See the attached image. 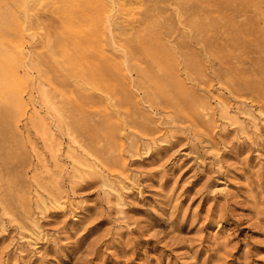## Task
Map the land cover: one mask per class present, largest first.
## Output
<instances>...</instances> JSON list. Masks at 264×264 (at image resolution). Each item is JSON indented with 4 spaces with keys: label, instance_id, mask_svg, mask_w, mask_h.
Here are the masks:
<instances>
[{
    "label": "rangeland",
    "instance_id": "374dc122",
    "mask_svg": "<svg viewBox=\"0 0 264 264\" xmlns=\"http://www.w3.org/2000/svg\"><path fill=\"white\" fill-rule=\"evenodd\" d=\"M122 1L0 0V264H264V0Z\"/></svg>",
    "mask_w": 264,
    "mask_h": 264
},
{
    "label": "bare ground",
    "instance_id": "6f19581e",
    "mask_svg": "<svg viewBox=\"0 0 264 264\" xmlns=\"http://www.w3.org/2000/svg\"><path fill=\"white\" fill-rule=\"evenodd\" d=\"M125 1V0H124ZM124 1H122V2H124ZM136 1V0H135ZM58 2V1H57ZM128 3H132V2H128ZM189 2H186V3H183V8H184V11H185V13L186 14H190L191 13V11L193 10V9H191V5H189L188 4ZM24 4V3H23ZM37 4H38V2H37ZM123 4V3H122ZM125 4V3H124ZM25 8V7H24ZM124 12V11H123ZM24 15H25V13H24ZM127 15V14H126ZM126 15H124V16H126ZM25 18V17H24ZM109 27V26H108ZM129 30V29H128ZM23 32V31H22ZM112 42V41H111ZM142 46H143V50H145V51H147V52H149V46H150V42L149 41H144L143 42V44H142ZM139 52V51H138ZM139 53H141V52H139ZM151 55H152V57H154V58H156V59H159L160 58V56L159 55H157L155 52H152L151 53ZM124 58H126V57H124ZM91 60V62H93L94 61V59H92V58H90V59H88V58H86V61L88 62V61H90ZM84 61V60H83ZM122 62V61H121ZM120 62V63H121ZM125 63V62H124ZM110 63H109V61L105 58L104 60L103 59H100L99 61H98V63H96V66H97V68H95V69H93L87 76L89 77V80H97V81H100L101 82V84L103 83V84H105V85H110V86H114V85H116L117 83V81H116V74H118V71H116V70H114V71H111L110 69H109V67H108V65H109ZM123 64V63H122ZM127 64V63H126ZM124 65V64H123ZM128 68V67H127ZM120 70V69H119ZM120 72V71H119ZM120 75V74H119ZM147 75V74H146ZM141 76V75H140ZM134 81V80H133ZM145 85V84H144ZM144 98V97H143ZM43 101H44V99H43ZM168 103V105H169V103H173L175 106H178V105H180V104H182L181 103V100H180V97H179V95H176V94H174V95H172L171 97H170V99H168L167 100V102H166V104ZM183 105V104H182ZM227 114V113H226ZM132 117H133V115H132ZM41 121V120H40ZM31 125V124H30ZM51 136V135H50ZM49 194V193H48ZM50 195V194H49Z\"/></svg>",
    "mask_w": 264,
    "mask_h": 264
}]
</instances>
